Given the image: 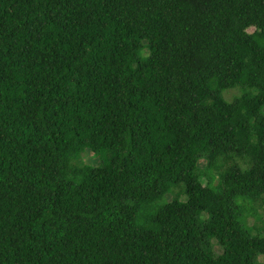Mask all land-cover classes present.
Listing matches in <instances>:
<instances>
[{"label":"trees","instance_id":"16d2710c","mask_svg":"<svg viewBox=\"0 0 264 264\" xmlns=\"http://www.w3.org/2000/svg\"><path fill=\"white\" fill-rule=\"evenodd\" d=\"M260 201L264 0H0V264H264Z\"/></svg>","mask_w":264,"mask_h":264},{"label":"rangeland","instance_id":"374dc122","mask_svg":"<svg viewBox=\"0 0 264 264\" xmlns=\"http://www.w3.org/2000/svg\"><path fill=\"white\" fill-rule=\"evenodd\" d=\"M254 29L251 28L250 31H253ZM240 90L237 88L234 89H230L226 92V97L231 99L234 95L239 94ZM93 153L92 152H86L84 154V159L87 162L88 160H90V158L92 157ZM178 188H184V186H174L172 188V190L170 191V193H168V195L171 196V198H175L178 197L177 195V189ZM167 196V195H166ZM186 197V195H185ZM180 198V197H179ZM182 199V198H180ZM183 200V199H182ZM186 200V198L184 199ZM257 208L256 211L249 213V216L247 218L248 224L251 227H256V229L253 231V234H257V235H264V203H262L261 201L257 203ZM249 209L253 208V206L250 204L249 206H247ZM216 251L217 252H221V248L216 245ZM261 261H264V257L261 256L260 257Z\"/></svg>","mask_w":264,"mask_h":264}]
</instances>
